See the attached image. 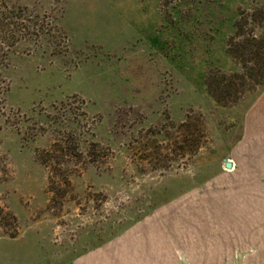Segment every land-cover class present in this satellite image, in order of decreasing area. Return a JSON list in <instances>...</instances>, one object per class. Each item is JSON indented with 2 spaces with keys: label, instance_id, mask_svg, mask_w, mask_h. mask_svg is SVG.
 Wrapping results in <instances>:
<instances>
[{
  "label": "rangeland",
  "instance_id": "1",
  "mask_svg": "<svg viewBox=\"0 0 264 264\" xmlns=\"http://www.w3.org/2000/svg\"><path fill=\"white\" fill-rule=\"evenodd\" d=\"M262 11L0 0V264H264Z\"/></svg>",
  "mask_w": 264,
  "mask_h": 264
},
{
  "label": "trees",
  "instance_id": "2",
  "mask_svg": "<svg viewBox=\"0 0 264 264\" xmlns=\"http://www.w3.org/2000/svg\"><path fill=\"white\" fill-rule=\"evenodd\" d=\"M262 35L259 41L253 38L244 43L238 42L236 44L233 43L235 39L232 37L227 50L230 57L240 60L243 70L242 80L253 83L255 86L264 84V32ZM235 36H237L236 33ZM142 218L139 217L138 219L141 220Z\"/></svg>",
  "mask_w": 264,
  "mask_h": 264
},
{
  "label": "water",
  "instance_id": "3",
  "mask_svg": "<svg viewBox=\"0 0 264 264\" xmlns=\"http://www.w3.org/2000/svg\"><path fill=\"white\" fill-rule=\"evenodd\" d=\"M231 168H232L231 164L230 163H226V169H231Z\"/></svg>",
  "mask_w": 264,
  "mask_h": 264
}]
</instances>
